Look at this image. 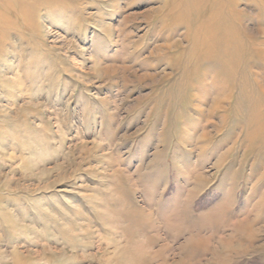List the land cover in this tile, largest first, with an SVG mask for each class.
<instances>
[{"label": "rangeland", "instance_id": "rangeland-1", "mask_svg": "<svg viewBox=\"0 0 264 264\" xmlns=\"http://www.w3.org/2000/svg\"><path fill=\"white\" fill-rule=\"evenodd\" d=\"M171 1L0 28V264H264V0L206 1L204 59Z\"/></svg>", "mask_w": 264, "mask_h": 264}, {"label": "bare ground", "instance_id": "bare-ground-1", "mask_svg": "<svg viewBox=\"0 0 264 264\" xmlns=\"http://www.w3.org/2000/svg\"><path fill=\"white\" fill-rule=\"evenodd\" d=\"M206 1L208 0H172V3L171 5L169 4L168 8L169 14L179 15L176 18V22L178 24H193L196 22L198 23V20L201 19V24L198 25L199 27L193 33L194 44L193 49L191 50L192 54H198L200 59L210 57L211 48L214 45L221 46L231 44V40H229L228 38H212L215 35L213 34L212 36V32L219 31L221 33V31H223L227 26H225V28H222L223 26L218 16L207 15L205 13L204 6L207 4ZM30 7V2H28V0H0V28L8 29L10 27H16L17 23L14 21V16L18 13L26 14V12L30 10ZM215 108H218V104H215ZM238 225L239 226L236 229H238V231H242L243 233L246 232L247 229H249V224L241 223ZM234 241L235 239H233V242Z\"/></svg>", "mask_w": 264, "mask_h": 264}]
</instances>
